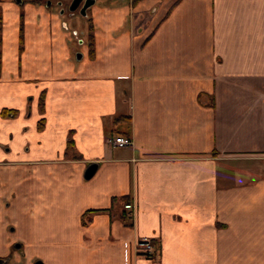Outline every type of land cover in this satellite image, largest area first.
I'll list each match as a JSON object with an SVG mask.
<instances>
[{
	"label": "crops",
	"instance_id": "0c3cea01",
	"mask_svg": "<svg viewBox=\"0 0 264 264\" xmlns=\"http://www.w3.org/2000/svg\"><path fill=\"white\" fill-rule=\"evenodd\" d=\"M98 1L0 0V264H264V0Z\"/></svg>",
	"mask_w": 264,
	"mask_h": 264
},
{
	"label": "built area",
	"instance_id": "2783aa9c",
	"mask_svg": "<svg viewBox=\"0 0 264 264\" xmlns=\"http://www.w3.org/2000/svg\"><path fill=\"white\" fill-rule=\"evenodd\" d=\"M111 144L113 147H116V148H125L131 145V140L126 137L116 136L112 140ZM124 208L127 211H131L133 207L131 204H127L124 206ZM135 251L143 257L151 258L152 254L154 253V247L151 241L144 239L136 244Z\"/></svg>",
	"mask_w": 264,
	"mask_h": 264
},
{
	"label": "flooded vegetation",
	"instance_id": "af4514ba",
	"mask_svg": "<svg viewBox=\"0 0 264 264\" xmlns=\"http://www.w3.org/2000/svg\"><path fill=\"white\" fill-rule=\"evenodd\" d=\"M17 3H19L21 6L24 5V4H32V3H26L25 0H15ZM73 0H68L67 2L65 0H56L55 1V7L58 8V11L60 13L61 16H64L66 19H69V18H75V17H78V18H81V19H85L87 17V11L90 10V8L95 4V0H94V4L89 7L87 10H86V14L85 16H81L79 14L81 8L83 7V4H84V1L85 0H82L80 5L78 6V8L76 9V11L74 12H70L69 11V7L71 5ZM46 5H50V3L48 2V0H46L44 2V4H34V5H42V6H45ZM49 8V7H48ZM47 8V9H48ZM66 11V12H65ZM65 13V14H64ZM80 16V17H79Z\"/></svg>",
	"mask_w": 264,
	"mask_h": 264
},
{
	"label": "water",
	"instance_id": "95a60500",
	"mask_svg": "<svg viewBox=\"0 0 264 264\" xmlns=\"http://www.w3.org/2000/svg\"><path fill=\"white\" fill-rule=\"evenodd\" d=\"M81 1H82V0H73L72 3H71V5H70V7H69V11H70V12H74V11H76V9H77L78 6L80 5ZM93 4H94V0H85V1H84V4H83V7L81 8L79 14H80L81 16H85V14H86V10H87L89 7H91ZM95 169H96V164H91V165L88 167V169L86 170V172H85V178H86V179H89V178L93 175ZM35 264H42V263H41V262H36Z\"/></svg>",
	"mask_w": 264,
	"mask_h": 264
},
{
	"label": "rangeland",
	"instance_id": "374dc122",
	"mask_svg": "<svg viewBox=\"0 0 264 264\" xmlns=\"http://www.w3.org/2000/svg\"><path fill=\"white\" fill-rule=\"evenodd\" d=\"M55 1L56 0H48V2L50 3V5L48 6V5L45 4L44 8L47 9L49 7L48 9H50L52 12H55L57 14H60L59 11H58V8L55 7L56 6L55 5ZM65 1L67 2L68 0H65ZM103 1H105V0H103ZM105 4L106 3H103L101 1L95 0V4L90 8V10L87 11V17L90 18L91 12L93 11L94 7H99L100 8V7H103ZM77 55H81V52L77 50V47H74L73 48V52H72V58L74 59V61L76 60ZM2 152L5 153L6 152V149L2 150Z\"/></svg>",
	"mask_w": 264,
	"mask_h": 264
},
{
	"label": "trees",
	"instance_id": "16d2710c",
	"mask_svg": "<svg viewBox=\"0 0 264 264\" xmlns=\"http://www.w3.org/2000/svg\"><path fill=\"white\" fill-rule=\"evenodd\" d=\"M25 1H26V3L28 2V3H33V4H44V2H45V0H25ZM20 31H22V29ZM20 34L22 35V33H20ZM89 39H90V43L92 45V37L90 36ZM20 42H22V37L21 36H20ZM90 55L92 56V51H90ZM40 107H42V99L40 101ZM6 113H7L6 111H3V114H6ZM124 119L125 118H123V117H119V118H117L115 120V123H118V122H120V121H122ZM70 146H71V144L68 143L67 144V148H69ZM128 218L130 219L129 215H128Z\"/></svg>",
	"mask_w": 264,
	"mask_h": 264
}]
</instances>
